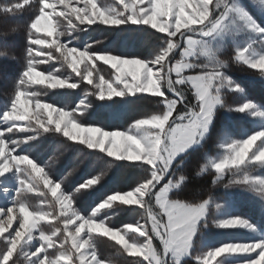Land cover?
<instances>
[{
    "label": "snow or ice",
    "instance_id": "1",
    "mask_svg": "<svg viewBox=\"0 0 264 264\" xmlns=\"http://www.w3.org/2000/svg\"><path fill=\"white\" fill-rule=\"evenodd\" d=\"M248 3L264 16V0ZM57 6L62 9L57 11ZM28 9H34L28 22L0 32V44L8 49L0 51V59L20 63L14 95L0 110V198L6 201L0 204V264H19L21 257L23 264H105L93 235L101 230L125 253L137 257L132 264H169V260L172 264H228L234 256L248 257L236 264H264V240L226 242L198 251L199 234L209 226L252 229L253 225L239 216L213 218L210 224L213 205L216 210L223 205L211 197L200 202L179 198L188 179L180 170L197 148H203L220 110L264 116V110H257L247 98L235 107L228 103L226 93H243V88L226 74L228 61L216 47V41L233 35L240 24L264 43V26L243 0H114L112 4L6 0L0 4V15L5 21L16 19ZM93 25L150 28L161 34L160 44L153 55L138 57L61 40L75 39V33L87 32ZM21 27L23 36L12 43L17 36L9 33L17 34ZM16 48L21 50L20 57L10 55ZM233 49L234 62L264 70V50L250 56L247 44ZM49 61L66 66L78 79L72 82L58 71H38ZM98 61L112 70L107 78ZM80 81L91 86L89 94L98 100L135 96L159 108L134 119L126 129L105 130L84 126L77 112L87 108L86 101L66 110L42 102V94L33 90V85L46 82L53 89H76ZM17 132L28 135L13 139ZM46 133L126 161L121 166L138 169L142 175L128 190L107 194L95 206L81 208L80 197L89 195L102 176L88 178L72 190L62 188L63 181L54 179L26 153L25 146ZM219 147L223 154L200 165L197 175L213 170L214 185L227 177L225 187L239 185L264 198V175L251 174V170L264 171V127ZM33 192L42 197L39 206L28 199ZM120 206L133 212L139 209L141 219L120 228L111 226L105 210Z\"/></svg>",
    "mask_w": 264,
    "mask_h": 264
},
{
    "label": "rangeland",
    "instance_id": "2",
    "mask_svg": "<svg viewBox=\"0 0 264 264\" xmlns=\"http://www.w3.org/2000/svg\"><path fill=\"white\" fill-rule=\"evenodd\" d=\"M4 2H6V0H0V4ZM72 2L75 4L76 0H72ZM97 2L104 3V4H112L114 0H97ZM243 2L248 6L249 11L256 18V20L261 24V26H264V16H262L254 7H252L248 3V0H243ZM76 6L83 7L82 4H77ZM61 9H62V6H57V11H60ZM33 11L34 9H28L22 15L18 16L16 19L9 18L6 21L4 20L3 16L0 15V31L3 32L6 28H10L16 22L20 23L23 26L26 22L30 20V18L32 17ZM92 27L109 28L108 26H104V25H99V26L93 25L89 27V30L87 32L75 33L74 34L75 39H73V37L65 36V37H61V40L62 41L72 40L73 44H79L81 48L83 47L84 43L92 44L91 40L94 37V33H95L92 31V29L90 30V28ZM127 27H134V26H127ZM148 30L152 34H154L156 38L161 35L159 33H155L154 30H151L150 28ZM18 33L19 35L20 34L23 35L22 28H21V31H19ZM41 35H43V33H41ZM236 35L241 36V39L239 40L235 39L234 37ZM259 39L260 38L256 34L248 33L246 28L242 24H240V25H237L236 28L234 29L233 35H230L227 38H220L218 41H216V47L219 48L222 52L221 58L228 61V68L225 70L226 74L243 88V93H234V92L226 93V100L232 107H235L238 103L243 102V100L247 98L249 100H252L254 103H256V105L258 106L257 110H264V95H257L256 93L250 92V88L252 85H253V88H261V91H260L261 93L264 92V70L251 69L248 66L243 65V64H238L231 59L232 56L234 55L233 47H243L246 44L249 45V55L250 56H254L258 53V51L264 50V43L259 42ZM156 40H157L156 46H159L160 41L158 38ZM17 41H19V39H17ZM176 58L179 59V53H177ZM13 61L14 60L11 59L8 63L7 62L6 63L4 62V63L7 67H12L13 64H15L18 66L19 71H20V63L16 61L13 62ZM97 65L99 66L100 70L104 72L105 77L107 78L108 73L112 71L110 67L103 65V63L99 61L97 62ZM38 71H42L45 73H48V72L56 73L58 71L61 77H71L72 82H75V80L78 79L75 77V74L70 73V70H68L66 66H62L57 61H49L47 64L40 65L38 67ZM1 76L2 75H0V77ZM37 79H39V77H37ZM14 82L15 80H13L12 82H8L10 84H9L7 95H6L7 100L5 102L4 101L0 102V110H2L3 106L9 100V98L12 95H14V91H15ZM244 83L245 84L247 83L248 86H250V88H246V85ZM33 90L42 94V102H48V103H50L46 99L47 98L46 95L48 93H51L54 91H57V92L64 91L68 94L71 92L69 96H73V98H75L72 100V103L65 102V104H62L61 106L55 105L57 107H65L66 110L77 109L78 106H80L81 100L86 101L87 108L83 110H78L77 112V115L83 121L84 119L82 118V115L89 108V106L93 104V102L95 101L104 102V101L98 100L95 96L90 95L89 93L93 89L91 88L90 85H88L86 82H83V81H80L76 89H71L67 87L65 88L57 87L53 89V88H50L48 86V82H46L45 84L33 85ZM77 90H80V92L77 93ZM74 91H76V93H74ZM136 98L137 97L135 96H127L124 98L114 97L113 99L118 100V105L116 107H113L112 104H108V107L111 109L112 113L115 112L117 115H119L122 113L124 105L128 103L129 100L131 101ZM67 99H69L68 95H67ZM154 99L156 98H150V100H154ZM107 101H112V100H107ZM143 102H147L148 104H151V106L149 107V112L147 114H151L152 112L157 111L159 108V106L153 102H149V101H143ZM222 117L224 120L222 119ZM132 122L133 121L128 123V125L131 124ZM214 124H215L214 133H215L216 142L211 145V148H212L211 151L206 150L205 153L202 154L203 158L199 163V167L200 165L205 164L208 159L219 158L223 154V150L219 147V145L223 143L224 141L229 140V139L244 138L246 135L251 134L252 132L256 130H259V128L264 127V116L254 117L250 113L242 114V113L227 112L225 110H220V112H218L217 114V118L215 119ZM128 125H126L125 127L121 129H113V130H123V129H126ZM84 126L102 127V126L90 125L86 123L84 124ZM104 129L112 130V129H106V128ZM49 134L50 133L43 134L37 140H41L45 137V135H49ZM6 135H11V134H6ZM24 135H28V134L17 132L14 136H12V138L13 139H23ZM54 136L60 137L61 139H64L66 141L79 145L80 149H78V151L80 152L79 154H82V156L87 154V151H91L93 155L94 154L98 155L99 159L103 161L107 160L110 163L109 167L111 165L115 167L116 165H120V164L123 165V164L128 163L126 161H116L114 158L107 157L105 154L100 153L99 150L97 149H87L84 145L79 144V141L68 140L67 138L63 137L60 134H56ZM189 151H191V149ZM21 154H24V153H21ZM79 157H81V155H79ZM59 163L60 162L58 161V164ZM39 164L43 166L46 169V171H50L54 178V175L57 171V169H55L56 166L50 167L48 166V164H46V166L48 167L47 168L43 164L41 163ZM180 171H183V170H180ZM198 171H199V168H198ZM76 172L77 171L74 168H72L67 173L66 176H70V180L72 181L73 174ZM202 174L211 176L212 181H213V177L215 175L213 170H208L207 172L201 173L200 175ZM251 174L264 175V171L259 170V169L251 170ZM104 178L105 177L102 176V179L100 182H102ZM59 181H62V180H59ZM228 183H229V180L226 177L222 182L218 184H215V185L213 183L211 184V191L213 192V194L210 197L216 203L223 205V207L216 210L215 206L213 205L211 214L209 216V223L211 224V221L213 218L223 219L225 217H230V216H239V217H243L247 219L249 223L253 225V228L252 229H245V228L221 229V228H215V227L209 226L208 228L203 229V231L199 234L198 241L196 242V247L198 251H206L208 248H214L226 242L247 243V242H252L255 240H264V227H262L264 226V198H261L258 194L253 193L247 190L245 187H242L239 185H231L229 187H225V185H227ZM97 185H95L94 187H96ZM42 187L43 185L41 182V188ZM62 188H64L63 183H62ZM28 199L33 206H39V203L42 197L39 195V193L33 192L29 194ZM49 199H51L50 194H49ZM81 199L82 197H80V200ZM5 202L6 201L0 198V204H3ZM132 207H135V206H132ZM119 208L120 209L123 208L122 210L129 209L126 206H120ZM133 214H134L133 215L134 218L132 220L133 221L132 223H135L136 220L141 219V213L139 209H137V211H135ZM111 222H108V223L111 225ZM52 223H54V221ZM44 227L46 230H50L47 223L44 224ZM120 227L122 226L120 225L116 228H120ZM93 235L95 238H100L99 241L102 240L101 245H98L99 241H97L96 248L100 255V258L104 260L105 264H116L115 258L118 259L117 264H126L129 262H133L135 259H137V257H132V256H129L127 253H125L123 251L122 246L119 245L116 241L112 240L110 237L103 236L102 230L101 232L94 233ZM104 244L108 245V250L104 249L105 247ZM247 258L248 257H245V256L230 257L228 258V264H236V261L244 260ZM221 259L223 260L224 258H221ZM19 264H23L22 257L19 260ZM169 264H172L171 260H169Z\"/></svg>",
    "mask_w": 264,
    "mask_h": 264
},
{
    "label": "trees",
    "instance_id": "3",
    "mask_svg": "<svg viewBox=\"0 0 264 264\" xmlns=\"http://www.w3.org/2000/svg\"><path fill=\"white\" fill-rule=\"evenodd\" d=\"M16 24L21 25L18 22L13 25ZM91 29L95 32L91 43L93 47L97 49H107L114 53H122L127 56L138 57H149L158 49V46H156V36H154V34H152L149 30L144 31L137 28V26H122L120 29L92 27L90 30ZM9 34L13 35L11 33ZM16 36L17 39L20 40L23 35H19V33H17ZM0 50L6 51L8 49L0 44ZM10 55L20 57L21 50L16 48L14 51L10 52ZM10 60L11 59H0V75H2L0 77V102H5L7 100L6 95L10 84L8 82L15 80L19 71L18 66L15 64H13L12 67H7L5 65V63H8ZM245 85L246 88H250L247 83ZM260 91L261 88H253V85L250 88L251 93L264 95V92L261 93ZM79 92L80 90H77V93ZM70 93L67 94L64 91H54L48 93L46 95V99L50 103L53 102L55 105L61 106L62 104H65V102L72 103V100L75 99L73 96H69ZM74 93H76V91H74ZM67 95L69 99H67ZM108 104H112L113 107H116L118 105V100L113 99L112 101L93 102V104L89 106V108L82 115L85 123L102 126L106 129H121L134 119L146 115L149 112V107L151 106V104L140 101L136 98L131 101L129 100L128 103L124 105L122 113L117 115L115 112H111ZM214 128L215 124L210 129L203 148H197V150L185 160L183 167L181 168V170H183L182 172L188 178L183 191L180 193L179 198L181 199L200 202L213 194L211 191L212 177L206 174L197 176V172L199 163L203 158L202 154H204L206 150L211 151V145L216 142ZM25 149L26 153L32 159L44 166H46V164L50 167L56 166L55 169H57V171L54 175V179L58 181L62 180L64 187H67L68 190L74 189L80 183H83L86 179L93 176L101 175L105 177L104 180L100 182L89 195H86L85 197L82 196V199L79 202V206L81 208H88L89 205L95 206V204L99 203L107 194H111L119 190H128L130 187L135 185L142 175L138 169L123 167L121 164L116 165L115 167L112 165L109 167L110 163L107 160L103 161L99 159L98 155H93L91 151H87V154L82 156V154H79L80 152L78 151V149H80L79 145L51 134L45 135V137L41 140L31 142L29 145L25 146ZM79 155H81V157H79ZM58 161L60 162L59 164ZM72 168H74L77 172L73 174L71 181L70 176L66 175ZM122 209L123 208H117L114 211H105V214L109 218L108 222L112 221L111 225L118 227L125 223L133 222L134 212L130 209ZM99 239L100 238H95L96 244ZM101 241L102 240L98 242V245H101ZM104 246V249L108 250V245L104 244ZM115 261L117 264L118 259L115 258ZM126 264H132V262Z\"/></svg>",
    "mask_w": 264,
    "mask_h": 264
}]
</instances>
